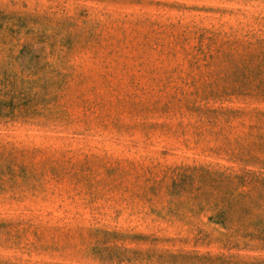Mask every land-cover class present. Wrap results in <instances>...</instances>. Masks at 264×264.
Listing matches in <instances>:
<instances>
[{
    "label": "rangeland",
    "instance_id": "1",
    "mask_svg": "<svg viewBox=\"0 0 264 264\" xmlns=\"http://www.w3.org/2000/svg\"><path fill=\"white\" fill-rule=\"evenodd\" d=\"M261 180L264 0H0V264H264Z\"/></svg>",
    "mask_w": 264,
    "mask_h": 264
},
{
    "label": "trees",
    "instance_id": "2",
    "mask_svg": "<svg viewBox=\"0 0 264 264\" xmlns=\"http://www.w3.org/2000/svg\"><path fill=\"white\" fill-rule=\"evenodd\" d=\"M262 182H264V180H261V183ZM261 198L262 195L252 198L251 204H255L260 207L261 205L259 203V200ZM225 226L231 228L229 225ZM250 226L253 227L252 230H248V225H242L235 229H232V232H230V236L240 237V239L233 241L234 246L238 247L240 246V244H243L245 248L264 250V229H261L259 222L251 224Z\"/></svg>",
    "mask_w": 264,
    "mask_h": 264
}]
</instances>
